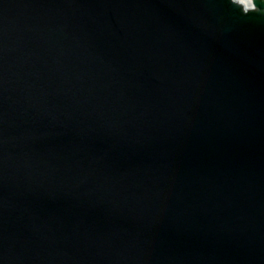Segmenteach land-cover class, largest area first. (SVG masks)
<instances>
[{
	"label": "water",
	"instance_id": "water-1",
	"mask_svg": "<svg viewBox=\"0 0 264 264\" xmlns=\"http://www.w3.org/2000/svg\"><path fill=\"white\" fill-rule=\"evenodd\" d=\"M0 0V264H264V0Z\"/></svg>",
	"mask_w": 264,
	"mask_h": 264
},
{
	"label": "bare ground",
	"instance_id": "bare-ground-1",
	"mask_svg": "<svg viewBox=\"0 0 264 264\" xmlns=\"http://www.w3.org/2000/svg\"><path fill=\"white\" fill-rule=\"evenodd\" d=\"M238 2L242 3L243 5H248L250 0H237Z\"/></svg>",
	"mask_w": 264,
	"mask_h": 264
}]
</instances>
